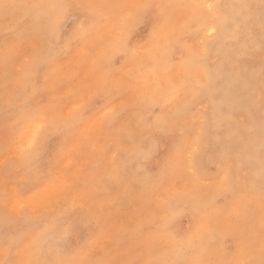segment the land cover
Returning <instances> with one entry per match:
<instances>
[{
  "label": "rangeland",
  "instance_id": "rangeland-1",
  "mask_svg": "<svg viewBox=\"0 0 264 264\" xmlns=\"http://www.w3.org/2000/svg\"><path fill=\"white\" fill-rule=\"evenodd\" d=\"M121 2L123 0H0V100L3 99L6 50L14 53L12 70L22 80L41 56L55 51L47 47L49 41L62 45L63 50L69 53L72 67L83 65L82 75L65 87L64 96L71 95L82 84L88 83L90 54L74 51L73 45L86 26L112 15L114 9L111 5ZM154 2L200 4L204 7L176 8L175 31L170 43H154L145 36L144 47L136 53L134 62L118 70V78L125 84L132 82V76L138 77L142 83L147 81L146 87L129 93L115 106L117 111L127 113L117 128L118 133H123L122 146L119 149L114 147L112 153L106 155V144L95 150L88 144L85 150L92 153L88 157H83L79 148L71 149L63 159L60 171L47 184H41L32 170L16 168L12 172L15 182L7 187V198L4 196L5 161L0 156V261L5 259L2 250L5 236L13 241H24L18 264H25L28 256L24 249L29 247L36 235L33 233L25 238V228L29 224L45 215L60 217L66 208L88 211L89 202L86 199L74 200L86 203V206L79 203L71 206L72 200L68 197L62 199L60 193L66 179L74 188L77 181L85 178L83 170L93 164H102L106 170L119 168L125 184L145 188L151 187L155 178L167 169L172 188H194L196 202L209 209L210 216H214L213 205L218 199L217 178L222 176L225 166L252 178L259 177L264 167V0ZM4 5H8L11 12L8 19L4 18ZM17 5L28 7H14ZM63 5L81 7H59ZM207 5H211V9ZM29 14L48 22V36L45 39L38 37L31 44H21L18 37L8 32L9 21ZM70 14L77 19L69 20ZM194 17L196 25L192 29L188 25ZM214 19L218 24L217 32L208 30ZM127 24L126 17L117 19L110 25L112 34H118ZM173 59L179 62L175 66L171 63ZM193 83L198 85L197 92L203 94L195 107H189L192 93L185 89ZM52 86L50 81L48 87ZM96 124L83 134L85 141L99 134L100 124ZM163 129L173 136V140L163 136ZM28 135L29 131L21 133L16 137L17 143ZM3 139L0 136V143ZM168 141L172 143L171 155ZM13 159H17L15 148ZM176 197L180 207L173 211L168 202ZM190 203L174 191L163 189L149 208L139 215L121 217L114 227L118 231L122 228L134 231L143 225L151 235L160 233L156 236L154 249L162 251L145 250L133 256L144 264H163L174 258L175 248L163 233L162 226L175 222L187 228ZM95 223L93 215V227ZM62 226L63 230L68 228L71 245H78L81 234L89 228L87 223L76 224L75 220ZM62 226H58L60 232ZM212 227L217 228L215 223ZM218 234L219 247L227 248L231 238L228 230L222 225ZM199 235L207 239L209 233L200 232ZM112 247L113 242L108 241L104 247L92 249L91 258L104 256L106 250ZM212 258H216L215 250ZM239 259L246 261L250 256L241 252Z\"/></svg>",
  "mask_w": 264,
  "mask_h": 264
},
{
  "label": "snow or ice",
  "instance_id": "snow-or-ice-1",
  "mask_svg": "<svg viewBox=\"0 0 264 264\" xmlns=\"http://www.w3.org/2000/svg\"><path fill=\"white\" fill-rule=\"evenodd\" d=\"M3 7L4 18L8 19L11 12L8 5ZM14 7L24 9L28 6ZM59 7L78 9L81 6ZM111 7L113 14L86 26L73 45L74 51L90 54V77L88 83L82 84L67 97L63 94L64 89L82 75L83 65L72 67L69 53L63 50L61 44L49 41L47 47L55 51L41 56L22 80L12 70L14 53L6 50L3 99L0 100V136L4 138L0 143V156L5 161V198L8 196L7 187L15 182L12 172L16 168L32 170L41 184H47L60 171L62 161L71 149L79 148L83 157L92 154L85 150L88 144L93 150L106 144V155L112 153L114 147L119 149L123 144V133H118L117 128L127 113L117 111L115 106L129 93L146 87L147 81L142 83L138 77L132 76V82L125 84L118 78V70L134 62L136 53L144 47L145 36L154 43H170L175 31L176 8H200L204 5L123 0ZM207 7L211 9L212 6ZM121 17L127 18V27L113 35L110 25ZM68 18L77 19L74 14ZM195 25L194 17L188 26L194 29ZM48 27V22L29 14L9 21L8 32L18 37L21 44H31L38 37L45 39ZM171 63L175 66L179 62L173 59ZM50 81L51 88L48 87ZM10 87L14 90L10 91ZM197 87L193 83L185 89L192 93L189 107H195L203 94L197 92ZM144 102H148L147 98ZM97 122L100 124L99 134L85 141L83 134ZM25 131H29V135L17 143L16 137ZM14 148L17 159H13ZM83 174L85 178L77 181L74 188L66 179L62 193H70L72 201L86 199L89 202L88 211L66 208L60 217L45 215L29 224L25 228V238L33 233L36 235L29 247L24 249L28 256L25 264H144L133 254L145 250L162 251L154 249L156 236L160 233L151 235L143 225L134 231L126 228L118 231L114 225L121 217L145 211L163 189L174 191L177 196L191 201L187 228L175 222L162 226L163 233L175 248L174 258L163 264H264V167L258 178H252L225 166L222 176L217 178L218 199L213 205L214 216H210V210L196 202L194 188L173 189L167 169L155 178L151 187L146 188L125 184L119 168L106 170L102 164L91 165L83 170ZM93 215L96 218L94 227ZM73 220L76 224L89 225L87 232L81 234L78 245H71L70 233L61 234L58 228ZM213 223L216 229L212 227ZM222 225L231 237L227 248L219 247L218 229ZM200 232L209 233L207 239L200 236ZM108 241H112L114 247L108 248L104 256L91 258V250L104 247ZM23 243V240L17 242L5 236L2 246L5 259L0 264H18ZM214 250L215 259L212 258ZM241 252H247L250 259L240 260Z\"/></svg>",
  "mask_w": 264,
  "mask_h": 264
},
{
  "label": "bare ground",
  "instance_id": "bare-ground-1",
  "mask_svg": "<svg viewBox=\"0 0 264 264\" xmlns=\"http://www.w3.org/2000/svg\"><path fill=\"white\" fill-rule=\"evenodd\" d=\"M79 19V18H78ZM80 21V20H79ZM218 24H217V22H216V19H214V21H213V24H212V26L211 27H209V29L208 30H210V31H216L217 29H216V26H217ZM222 28H224V24H222ZM217 32V31H216ZM49 53H50V51H49ZM99 126V122H97V124H96V126ZM163 136L166 138V139H170V140H173V136H171V135H169L164 129H163ZM168 145H169V155H171V153H170V150H171V147H172V143L170 142V141H168ZM163 148V147H162ZM167 152V151H166ZM165 153V152H164ZM243 161H245V160H243ZM200 164L201 165H203L202 164V162L200 161ZM218 164V163H217ZM220 164V163H219ZM193 165H195V162L193 163ZM73 187V186H72ZM61 193H62V191H61ZM61 193H60V197L62 198V199H66L67 197L69 198L70 196H71V194L70 193H67V192H63L62 193V195H61ZM165 199V198H164ZM42 201V200H41ZM80 201H72L71 202V206H73V205H77V203H79ZM79 204H82L83 206H86V203L85 204H83V203H79ZM168 206H170V208H171V210H173V211H175V210H178L179 209V207H180V205H179V200H178V198L176 197V198H174V199H172V200H170L169 202H168ZM170 210V209H169ZM60 226V225H59ZM62 226V225H61ZM67 226V225H66ZM61 228V227H60ZM63 228H64V226H62V230H61V234H64V233H67V229L65 230H63ZM87 230V229H86Z\"/></svg>",
  "mask_w": 264,
  "mask_h": 264
}]
</instances>
